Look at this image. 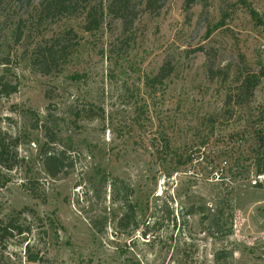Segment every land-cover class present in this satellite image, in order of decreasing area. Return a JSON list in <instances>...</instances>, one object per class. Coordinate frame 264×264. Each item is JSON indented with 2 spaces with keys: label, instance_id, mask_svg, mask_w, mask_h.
<instances>
[{
  "label": "rangeland",
  "instance_id": "rangeland-1",
  "mask_svg": "<svg viewBox=\"0 0 264 264\" xmlns=\"http://www.w3.org/2000/svg\"><path fill=\"white\" fill-rule=\"evenodd\" d=\"M42 1L0 0V85L18 87L0 97V264H264V0H77L52 18ZM54 41L71 54L45 70Z\"/></svg>",
  "mask_w": 264,
  "mask_h": 264
},
{
  "label": "trees",
  "instance_id": "trees-1",
  "mask_svg": "<svg viewBox=\"0 0 264 264\" xmlns=\"http://www.w3.org/2000/svg\"><path fill=\"white\" fill-rule=\"evenodd\" d=\"M151 1L149 0L148 5ZM77 0H44L39 6V16H45L46 18H52L57 16H62L65 14H71L76 10ZM99 10V11H98ZM85 15V29L87 31L97 30L102 22V13L103 6L98 9L96 6H86L83 10ZM254 16L256 14L253 12ZM44 49H39L36 51L35 58L46 57L49 59L42 62L43 68L45 70L49 67H57L61 64V61H67L70 56V50H67L66 47L61 48L60 50H55L57 47V42L54 41L53 44L47 45ZM170 74V71H165V68L159 70L153 79L154 81L163 82L165 78ZM263 75V72H262ZM260 76L252 74L246 76L243 81H241V88L246 93H253L255 88L260 82ZM17 84L11 85L9 82H2L0 85V97L9 96L12 93L17 91ZM257 122L260 126L258 134V144L257 148L253 150L254 157V166L256 176L264 177V108L260 112ZM8 151V146L4 140H0V161L6 157ZM43 164L46 171L55 176L59 173L62 167L61 156L55 155L52 152L47 150L43 151ZM256 185L264 188V179L258 180ZM130 185L124 184V181L121 178L115 177L113 179V195L114 198L121 203L122 208L124 209V214L119 220L120 230L123 228L132 226V229L135 230L139 227V220H137V203L133 202L131 199L134 194V190L129 187ZM147 228L149 224H146ZM221 257L216 258L215 264H221ZM33 261H37V258H31Z\"/></svg>",
  "mask_w": 264,
  "mask_h": 264
}]
</instances>
